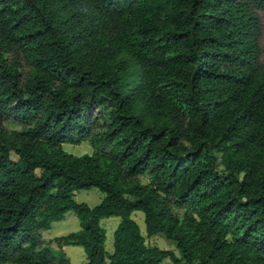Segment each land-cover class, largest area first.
Instances as JSON below:
<instances>
[{
	"label": "trees",
	"instance_id": "obj_1",
	"mask_svg": "<svg viewBox=\"0 0 264 264\" xmlns=\"http://www.w3.org/2000/svg\"><path fill=\"white\" fill-rule=\"evenodd\" d=\"M259 10L264 0H0V264H66L39 235L66 210L79 228L52 241L80 245L81 264H264ZM84 139L90 152L61 147ZM89 187L96 204L73 198ZM133 210L179 255L146 245Z\"/></svg>",
	"mask_w": 264,
	"mask_h": 264
},
{
	"label": "rangeland",
	"instance_id": "obj_2",
	"mask_svg": "<svg viewBox=\"0 0 264 264\" xmlns=\"http://www.w3.org/2000/svg\"><path fill=\"white\" fill-rule=\"evenodd\" d=\"M258 18L260 21V37L262 40L264 37V11H258ZM5 125L9 128H18V125L12 121H4ZM61 147L73 154H81L91 151V147L86 139L81 140L78 143L62 142ZM15 154L10 152V157L15 158ZM217 171L222 170V166L218 163L216 166ZM141 180L145 181V176L141 177ZM103 193L96 187H89L85 189H76L73 192V198L77 201H83L88 205L96 204ZM130 216L136 221L141 234L144 236V242L146 245H154L159 248L171 249L174 254L179 255L173 242L166 238L163 233H155L150 236H146L144 232L143 215L140 210H133ZM119 217L109 216L102 217L99 222L104 229V249L107 252L112 250V235L113 229L115 228ZM79 228V219L72 210H66L62 218L58 220H52L49 226L42 229L39 233L42 244L48 245V247L55 253L63 252L67 259L66 264H81L86 260L85 252L80 245L64 244L63 248L61 245H57L52 241V237L56 235H64L70 231H74ZM164 264H170L168 259L163 260Z\"/></svg>",
	"mask_w": 264,
	"mask_h": 264
},
{
	"label": "crops",
	"instance_id": "obj_3",
	"mask_svg": "<svg viewBox=\"0 0 264 264\" xmlns=\"http://www.w3.org/2000/svg\"><path fill=\"white\" fill-rule=\"evenodd\" d=\"M64 245H62V248H63Z\"/></svg>",
	"mask_w": 264,
	"mask_h": 264
}]
</instances>
